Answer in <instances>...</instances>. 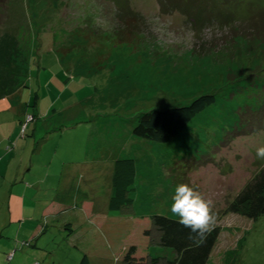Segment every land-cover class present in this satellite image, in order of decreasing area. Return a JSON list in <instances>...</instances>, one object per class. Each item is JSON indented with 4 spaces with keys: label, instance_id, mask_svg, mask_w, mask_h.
<instances>
[{
    "label": "rangeland",
    "instance_id": "rangeland-1",
    "mask_svg": "<svg viewBox=\"0 0 264 264\" xmlns=\"http://www.w3.org/2000/svg\"><path fill=\"white\" fill-rule=\"evenodd\" d=\"M122 7L143 18L140 27L132 16L120 17ZM4 44L11 50H1ZM263 45L264 0H4L0 66L12 64L25 75L28 50L45 54L36 55L28 86L19 90L24 110L68 108L88 118L73 124L68 117L48 138L33 141L31 156H49L51 163L34 171L43 177L40 187L60 190L66 202L46 219L38 208L37 222L3 245L0 259L18 264L7 262L13 252L29 264H79L84 255L91 264H125L133 245L135 262L128 264H150L153 257L167 264L176 253L160 244L152 216L179 219L172 197L177 185L188 184L210 202V227L220 230L207 264H224L243 236L235 264H264V215L255 220L227 211L264 168L256 157L264 145ZM50 47L70 74L58 68ZM205 93L216 103L174 140L133 133L141 112L187 105ZM128 157L137 167L133 204L111 211L113 159Z\"/></svg>",
    "mask_w": 264,
    "mask_h": 264
},
{
    "label": "crops",
    "instance_id": "crops-1",
    "mask_svg": "<svg viewBox=\"0 0 264 264\" xmlns=\"http://www.w3.org/2000/svg\"><path fill=\"white\" fill-rule=\"evenodd\" d=\"M15 46L19 49L17 44ZM1 47L4 52L11 50L10 45L4 44ZM39 50L36 55L42 56L41 53L43 54L42 51L44 50L43 48ZM31 52L32 49L28 50V70L25 75L19 72V68L15 69L12 64L0 66V69L5 71L0 74V249L5 244L9 245V241L12 242L15 238H19L22 235L19 230L28 224L37 222L36 210L38 208L42 219H46L50 215L59 214L66 202V196L64 193L61 194L60 190L55 192V188L43 189L40 187L43 177L36 176L34 171L41 165V167L50 168L51 163L49 156L45 158L43 155L39 160L31 156L30 147L33 141L48 138L49 133L54 131L60 122L65 123L68 117L72 118L71 123L74 122L73 124L86 122L83 120L88 118L87 116L86 118L83 117L82 112H69L71 109L68 108H65L64 112H27V109L24 110L19 90L23 86H28L32 62L36 58V55ZM47 53L56 60L58 68L70 74L72 69L63 62V58L54 48L50 47ZM78 108L76 107V109ZM28 116H32V120L27 122L26 130L22 132V126ZM65 128H69V125ZM27 132H31V135ZM24 137H26L25 140ZM37 148L38 150L42 149L38 145ZM86 150L87 148H85ZM54 157L55 155L52 156L51 160H54ZM115 160L113 159V162ZM49 173H46V178H48ZM64 173L62 171L60 180L65 176ZM30 181L34 182V187ZM26 204H28V208L32 209V214L27 213ZM37 231L38 225L30 230L27 234L28 237L35 240ZM27 242L26 239L24 242H20L18 246L27 245ZM17 243L16 240L15 247L17 249L14 248L13 251L19 249L16 246ZM14 260H17L18 264H29L30 259L19 260L17 253L12 252L8 255L7 262ZM0 264H5L4 260L0 259Z\"/></svg>",
    "mask_w": 264,
    "mask_h": 264
},
{
    "label": "trees",
    "instance_id": "trees-1",
    "mask_svg": "<svg viewBox=\"0 0 264 264\" xmlns=\"http://www.w3.org/2000/svg\"><path fill=\"white\" fill-rule=\"evenodd\" d=\"M3 2L4 0H0V4ZM193 6L196 7V3ZM201 6L202 3L198 5V7ZM119 14L123 19L125 16L135 18L137 20L134 24L136 28L144 22L139 14L124 9V7L120 8ZM215 103V95L205 93L187 105L164 109L154 108L141 112L133 128V133L155 142L168 143L179 136L198 114ZM136 177L137 167L134 158H117L115 160L112 177L114 192L108 203V208L111 211H118L133 204L130 193L135 189ZM227 211L255 220L264 215V168L228 204ZM178 221L179 219L162 214L152 216V223L160 233V244L172 248L176 253L173 259L167 260V264H207L219 237V228L213 227L210 231L196 235L190 233V230L183 227ZM146 234L148 233L146 232ZM244 241L245 236L240 237L236 246L227 251L224 264H235V259L243 248ZM127 250L124 255V263L135 262V259L132 258L136 253L135 246L132 245ZM159 262L158 257H153L150 264H160ZM79 264H91V262L87 255H84Z\"/></svg>",
    "mask_w": 264,
    "mask_h": 264
},
{
    "label": "clouds",
    "instance_id": "clouds-1",
    "mask_svg": "<svg viewBox=\"0 0 264 264\" xmlns=\"http://www.w3.org/2000/svg\"><path fill=\"white\" fill-rule=\"evenodd\" d=\"M256 157L264 160V145L256 149ZM172 200L171 212L179 217L178 223L188 228L190 233L201 235L211 230L214 216L210 202L194 188L188 184L177 185Z\"/></svg>",
    "mask_w": 264,
    "mask_h": 264
},
{
    "label": "built area",
    "instance_id": "built-area-1",
    "mask_svg": "<svg viewBox=\"0 0 264 264\" xmlns=\"http://www.w3.org/2000/svg\"><path fill=\"white\" fill-rule=\"evenodd\" d=\"M30 120H32V116H28L26 122L23 124L22 126V132H24L26 130V126H27V122H29ZM12 256V255H11ZM10 256V257H11Z\"/></svg>",
    "mask_w": 264,
    "mask_h": 264
}]
</instances>
